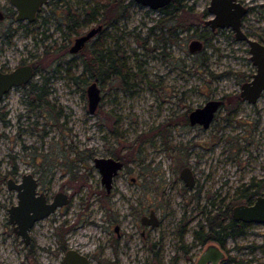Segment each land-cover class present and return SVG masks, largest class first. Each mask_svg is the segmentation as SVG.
I'll use <instances>...</instances> for the list:
<instances>
[{"label": "rangeland", "instance_id": "obj_1", "mask_svg": "<svg viewBox=\"0 0 264 264\" xmlns=\"http://www.w3.org/2000/svg\"><path fill=\"white\" fill-rule=\"evenodd\" d=\"M67 1L76 2L87 21L79 31L48 7L38 21L48 19V25L29 36L18 32L13 46L0 44V69L13 68L28 51L37 67L36 91L28 96L26 89H13L0 102V264H65L63 243L91 264H196L205 248L194 237L205 224L204 209L241 197L252 182L264 190V93L255 103L240 96L256 72L249 46L230 29L212 31L205 24L214 17L211 0H182L186 8L178 14L125 0L123 6L134 2L126 18L106 27L105 38L71 53L76 37L101 17L89 21L94 0ZM240 1L249 8L243 30L264 43V0ZM5 34L0 24V39L8 40ZM195 41L201 50H190ZM95 57L99 64L91 72L87 63ZM102 63L112 65L109 73ZM95 74L103 98L92 114L87 87ZM211 99L223 104L210 127L191 125L190 112ZM96 157L125 164L112 194L101 183ZM187 166L196 176L194 188L180 176ZM26 172L40 179L48 196L63 191L71 199L36 223L31 246L15 233L8 212L17 197L7 180ZM150 208L160 215L157 228L141 225ZM234 245L240 250L222 264H264V223L228 247Z\"/></svg>", "mask_w": 264, "mask_h": 264}, {"label": "water", "instance_id": "obj_2", "mask_svg": "<svg viewBox=\"0 0 264 264\" xmlns=\"http://www.w3.org/2000/svg\"><path fill=\"white\" fill-rule=\"evenodd\" d=\"M27 0H22L26 4ZM33 8L24 9L19 5V13L33 15L35 10L49 1L54 0H30ZM135 3L148 7L152 10H161L170 6L174 0H133ZM208 12L214 17L207 20L205 24L212 31L217 29H230L237 41L247 43L251 54V60L256 66V72L251 80L242 84L240 96L249 103H255L264 93V43L252 39L243 30V19L248 14L249 8L240 0H211ZM0 12V18H2ZM19 19H24L20 15ZM31 20L33 18L31 17ZM103 30L102 25L92 28L87 34L78 38L71 47V53H78L86 45L96 38ZM203 45L198 41L190 45V50H201ZM35 75V70L31 65L18 67L11 72L0 71V102L3 97L9 93L11 88L16 85L26 84L31 81ZM89 100V111L95 113L102 101V90L97 80H93L87 87ZM223 101L221 99H211L203 106L193 109L189 114L191 125H201L203 128H209L215 119V116L221 108ZM95 167L101 174V183L107 192L113 188L114 178L124 168V162L114 157H96L94 159ZM181 178L188 187L193 188L195 177L189 167L181 171ZM8 188L16 191L17 203L8 208L9 221L13 225L17 235L21 236L26 246L31 245L30 231L35 223L42 220L58 208L66 206L71 199L68 193L56 192L52 200H49L45 192H38L39 182L34 173L26 172L20 181L13 178L7 180ZM233 217L246 223H264V195H259L252 204H238L233 208ZM148 222L154 227L158 225V218L152 212ZM143 223H146L143 220ZM224 258V255L215 246L206 249L197 264H217ZM65 264H91L87 255L76 250H69L64 258Z\"/></svg>", "mask_w": 264, "mask_h": 264}, {"label": "flooded vegetation", "instance_id": "obj_3", "mask_svg": "<svg viewBox=\"0 0 264 264\" xmlns=\"http://www.w3.org/2000/svg\"><path fill=\"white\" fill-rule=\"evenodd\" d=\"M95 2V1H94ZM19 5H22L23 8L25 9H31L33 8V5H32V2L30 0H27L26 1V4L24 2H22V0H0V12L3 14L2 15V18H0V24L4 27V32L6 33L5 34V37H7L8 40H2L0 39V44L1 46H5L6 45V42L8 43V45H11L13 46V41H12V38H14L16 36V34L18 32H24L26 36H29V34L34 30L35 27H45L46 25H48V22L49 20L48 19H43V23L41 25L38 24V21L41 20V16L43 15V13L47 10V8L49 7L50 10L53 12V13H56L55 15L57 16H60L61 18V21H63L62 23L66 24L67 25V28L70 29V30H73V31H79L80 27L83 25L82 22L86 21V20H82V17L81 15L78 14V12L81 10L80 7L77 8L76 6V2L74 3V6L72 5L71 2L67 1V0H54V1H49L43 5H41L39 7V9L37 8V10H35L34 14L33 15H30V14H26V13H23V14H20L19 13ZM79 9V11H78ZM20 15H22V17H24V19H19ZM65 16V20H64V17ZM31 17L33 18V20H31ZM87 22V21H86ZM97 23V22H95ZM98 25H102L103 26V30L102 32L96 37V38H105L107 36V33H104L105 32V26L101 23L99 24H96L94 27L92 28H95L97 27ZM91 30V29H90ZM89 30V31H90ZM88 31V32H89ZM88 32H86L85 34H87ZM85 34H79L76 39L74 40V43L75 41L84 36ZM106 34V35H105ZM48 36L46 35L45 38H47ZM96 38H94L93 40H96ZM5 39V38H4ZM91 40V41H93ZM90 41V42H91ZM89 42V43H90ZM89 43L87 45H89ZM86 45V46H87ZM0 46V47H1ZM71 49V48H70ZM69 49V50H70ZM5 51V48H0V52L3 53ZM82 51V50H81ZM79 53V52H78ZM34 56V54L31 52V51H28V56L27 58L21 60L16 66H14L13 68H3V69H0V71L2 72H11L12 70L18 68V67H21V66H26V65H31L35 72L37 70V67H35V63L33 62L32 60V57ZM96 63H94L95 65ZM94 69V67H92ZM110 65H106V69L105 71L107 73L110 72ZM94 80H97L98 81V84H99V79H98V76H96V74L94 75ZM47 80V78H46ZM32 80L31 81H28L26 84H22V85H16V86H13L11 88V90L9 92H11L13 89H26L27 90V95H29V91H31V87H32ZM125 166V164H124ZM189 167V166H187ZM191 169V167H189ZM183 170V169H182ZM192 171V169H191ZM194 177H195V185H196V176L194 174V172L192 171ZM35 175V174H34ZM119 175V174H118ZM117 175V176H118ZM23 176V175H22ZM116 176V177H117ZM180 176H181V173H180ZM36 177V176H35ZM115 177V178H116ZM38 179V182H39V188H40V179L38 177H36ZM115 178H114V181H115ZM9 179V178H8ZM15 181H20L22 179H18L17 177L16 178H13ZM133 181H135V178H133ZM264 182V179L262 180V183ZM257 183V182H256ZM260 183V182H259ZM187 185V184H186ZM194 185V186H195ZM104 186V185H103ZM38 188V192L41 193V192H45L43 190H40ZM190 188V187H189ZM194 188V187H193ZM113 189H114V182H113V188L110 192H107V194H112L113 192ZM106 190V189H105ZM16 192V191H15ZM47 194V192H45ZM55 195V194H54ZM53 195V196H54ZM259 195H264V190L261 191V193L257 194L255 197H253V200L251 202H248L247 200H244L243 202H240L238 204H252L255 199L259 196ZM48 196V194H47ZM52 197L48 196L49 200H52ZM16 197H17V193H16ZM238 204H234L233 207H232V210H231V217H227L225 220H224V226L222 227H218L219 230H221V233L219 234L218 236V240H213L211 236V231H209V228H206L205 229V234L208 236V239L206 242H202L201 239H196L195 237V234H194V237H195V243L198 245H204L205 248L204 250L202 251V253L208 249L210 246H215L219 251H221L224 255V258L222 260H220L217 264H222L225 259H226V256L231 254L232 252H235V251H239L240 250V247L239 246H235L230 249L228 247V244L229 242H234L238 239V237H240L241 235L245 234L248 230V228L250 226H252L253 224H258V223H246V222H243L241 220H236L234 217H233V208L238 205ZM226 204L224 205H216L215 203L212 204V208L211 210L213 211H216V209L219 207V206H222L224 207ZM205 212H208L204 209ZM210 211V210H209ZM152 212H154L155 216L158 218V225L156 226H152L150 222H148V220H146V217L147 218H150L151 217V214ZM143 220L146 221V223H143ZM40 221V220H39ZM234 221V227H235V231L239 230L242 226H245L246 230L244 231L243 234H240L236 237H233L232 235H227V231H225L224 227H225V224H228L230 222ZM38 222V221H37ZM36 222V223H37ZM140 222H141V225L143 227H151V228H157L161 225V219H160V215H158L157 213V210L154 209V208H150L148 212H144L142 213L141 217H140ZM186 222H189L188 220ZM35 223V225H36ZM206 224V222H205ZM204 224V225H205ZM34 225V226H35ZM34 226L32 227V229L34 228ZM186 227H187V224L185 223L184 225H182L180 227V230H179V237H180V240L181 242L183 243L184 242V236H185V232H186ZM145 228L143 229V234H144V231H145ZM14 229V227H13ZM31 229V231H32ZM15 231V230H14ZM31 231H30V234H31ZM115 231L120 235V226L117 225L115 227ZM16 233V232H15ZM17 234V233H16ZM19 236V235H18ZM21 237V236H20ZM31 239H32V235H31ZM32 241V240H31ZM33 241L31 242V245H32ZM184 244V243H183ZM182 244V247H181V250L186 254L188 255L189 252H191L190 248L183 245ZM30 245V246H31ZM160 247V243L159 244H155L153 246V250L155 252V256H157L159 254V250L157 251V248ZM193 247V246H192ZM69 251V249L66 251V253ZM81 253V252H80ZM66 255V254H65ZM202 255V254H201ZM201 255L199 256V259L201 257ZM90 259V258H89ZM199 259L197 260V262L199 261ZM233 262H238L235 258L231 257L230 258ZM91 261V260H90ZM196 262V264H197ZM208 264H212L211 263H208Z\"/></svg>", "mask_w": 264, "mask_h": 264}, {"label": "trees", "instance_id": "obj_4", "mask_svg": "<svg viewBox=\"0 0 264 264\" xmlns=\"http://www.w3.org/2000/svg\"><path fill=\"white\" fill-rule=\"evenodd\" d=\"M96 2V7L93 10V14L89 21H92L95 15H99L101 17V20L99 23L103 24L105 27H111L116 26L117 22L126 18L128 16V10L131 7V5L134 3L133 1L128 4L127 6H123V3L125 0H107L104 2V0H94ZM170 8H173L171 10ZM186 6L183 5L182 0H174L173 3L164 8L161 9L163 13H170V14H178L179 12H183L185 10ZM178 16H175L172 18V20L178 19ZM83 25L87 24L86 21L82 22ZM182 28V27H181ZM100 57H95L93 59L92 63H87V67L92 72V67L94 63L99 64ZM103 66V70L106 69V64L102 63L100 64ZM110 69H112V65H110ZM37 87L33 83L31 87V91L29 93H33L36 91ZM33 91V92H32ZM29 96V95H28ZM240 99V98H238ZM252 189V190H251ZM261 184L252 182L250 187H247L244 189V193L241 195V197L233 199L232 202L227 203L224 207L219 206L216 211L210 210L206 212V224H201L200 227L195 230V237L196 239H201L202 242H206L208 239V236L205 234V229L209 228V231H211V236L213 240H218V236L221 233V230L218 229V227L224 226V220L227 217H231V210L233 205L237 202H242L244 200H247L248 202H251L253 200V197L257 194L261 193ZM240 199L239 201H236ZM236 201V202H235ZM225 231H227V235H232L233 237H236L240 234H243L246 230L245 226H242L239 230L235 231L234 227V221L225 224L224 227ZM257 248V247H255ZM62 250L67 251V247L63 243ZM237 264H245L244 261H239Z\"/></svg>", "mask_w": 264, "mask_h": 264}]
</instances>
